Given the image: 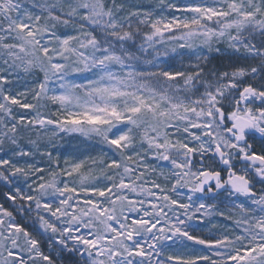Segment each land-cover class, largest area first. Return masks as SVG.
<instances>
[{
	"label": "snow or ice",
	"instance_id": "obj_1",
	"mask_svg": "<svg viewBox=\"0 0 264 264\" xmlns=\"http://www.w3.org/2000/svg\"><path fill=\"white\" fill-rule=\"evenodd\" d=\"M0 264H264V0H0Z\"/></svg>",
	"mask_w": 264,
	"mask_h": 264
}]
</instances>
